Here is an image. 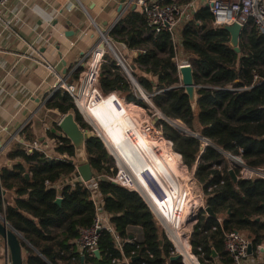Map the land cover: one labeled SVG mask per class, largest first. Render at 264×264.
Returning a JSON list of instances; mask_svg holds the SVG:
<instances>
[{
    "label": "trees",
    "instance_id": "obj_1",
    "mask_svg": "<svg viewBox=\"0 0 264 264\" xmlns=\"http://www.w3.org/2000/svg\"><path fill=\"white\" fill-rule=\"evenodd\" d=\"M191 2L179 0L178 5ZM179 25L177 45L174 34L166 30L152 33L143 13L129 9L110 29L108 39L113 45L123 44L130 52L139 53L133 58V75L157 111L220 149L206 146L201 152L200 139L159 122L163 136L172 142L185 165L190 170L195 168L194 179L201 187L204 203L215 215L210 217L200 211L190 238L192 250H201V261L211 260L215 254L213 261L217 264H233L224 250L227 233L235 231L251 240L254 250L264 242V178L241 179L239 168L227 157L238 158L252 169H264V37L249 22L241 30L236 53L229 45V33L214 25L205 4L197 5ZM177 60L188 61L194 72L198 93L194 114L180 87ZM73 76L76 79L78 71ZM120 82L122 89L128 86L115 57L106 50L100 67L101 90L112 93ZM44 107L61 116L73 110L78 125L93 132L67 92H55ZM88 112L112 144H119L134 124L112 109L108 124L92 108ZM140 114L147 127L144 111ZM106 127H110L112 136ZM53 130H58L56 124ZM23 135L26 144L37 140L30 126ZM46 137L55 145L53 155L65 156L67 160L47 159L40 152H29L24 144L8 155L11 164L0 169L1 188L13 196L10 200L0 196V213L25 240L19 241L25 264H126L124 260L127 264H180L171 260L172 244L141 196L109 180L115 171L110 170L101 141L93 135L86 142L88 163L96 182L91 191L70 183L78 173L69 162L74 157L69 141L53 131H47ZM168 157L170 168L177 170L174 156L167 154ZM229 170L235 173L237 182H233ZM175 182L178 187L188 186L187 180ZM193 194L196 198L195 189ZM92 195L100 199L114 234L105 228L100 231V260L87 250L79 252L75 244L79 230L92 226L95 220ZM57 196L62 199L60 205L54 202ZM116 240L121 243L120 248Z\"/></svg>",
    "mask_w": 264,
    "mask_h": 264
},
{
    "label": "built area",
    "instance_id": "obj_2",
    "mask_svg": "<svg viewBox=\"0 0 264 264\" xmlns=\"http://www.w3.org/2000/svg\"><path fill=\"white\" fill-rule=\"evenodd\" d=\"M161 1L165 0H137L136 4L134 3L145 16L148 27L154 34L166 30L173 35L181 20L188 13L193 12L197 6V0H192L190 4L185 6H179V0H167L165 4L161 3ZM7 2L8 0H0V8H3ZM205 5L213 15L215 26L221 27L222 25L237 23L243 29L248 26L249 22H252L257 32L264 37V0H207ZM107 41L116 52L115 45L109 40ZM104 43L101 38L100 42L90 51L88 66L80 81L78 92H71L65 87L63 82H60L47 99L57 91L67 92L71 96L84 122L92 128V134L101 141L107 152L110 170L112 172L115 171L113 176L109 177V180L141 196L150 211L155 215L156 221L162 228L164 235L172 244L173 256L179 255L180 264H217L213 261V258L201 261L198 255L201 250L199 248L197 252L192 250L190 238L198 225L200 211L205 212L206 207L203 192L194 179V169L190 170L185 165L182 156L174 150L172 142L161 133L159 127L161 116L154 109L150 96L143 92L136 79L134 81L131 78L133 69L126 66L123 62L125 67L121 63H117L122 69L123 77L127 81L128 86L109 94L102 92L100 67L106 48H100V45ZM107 51L110 52V50ZM141 53H144V51H141ZM187 64H189L188 61L177 60V70L180 66ZM79 69L80 65L76 64L74 72ZM89 89L93 91L92 96L86 95V91ZM103 101H110L111 109L116 114H121L130 122H134L131 126V131H125L117 145L112 144L110 139L99 131L89 116V109L101 104ZM148 109H151L153 114ZM141 110H144L145 114L150 116L151 123L147 127L141 121ZM153 122L156 123L154 124ZM53 132L57 133L58 130ZM159 140L163 141L162 146H156L155 143L159 142ZM24 146L29 152H40L50 160H67L65 156H54L53 153H47L42 143L38 140ZM54 148L55 145L53 143ZM167 154H173L174 159L179 162L180 166L190 175L191 180L194 182L198 193L196 207L190 195L187 196L185 202H182L180 198L182 191L176 185L174 168L166 166L165 157ZM237 159L229 157L233 164H237L241 179L250 180L253 176L264 178V169H252L247 167L240 159ZM69 162L75 166L74 157L70 158ZM70 183L77 185L81 189L91 191L96 187L94 178L89 182H83L79 175L74 177ZM57 188L59 189L60 187L57 186ZM91 202L94 204L97 213L92 226L79 230L75 244L80 252L87 250L92 253L97 248L99 233L103 228L113 234V230L100 207V199L96 195H92ZM221 220V218L218 219L219 222ZM116 244L120 248L121 243L118 240H116ZM224 250L231 258L233 264H263L264 262V248L261 245H257L255 250L252 249L251 240L235 231L225 235ZM124 262L128 263L127 260H124Z\"/></svg>",
    "mask_w": 264,
    "mask_h": 264
},
{
    "label": "crops",
    "instance_id": "obj_3",
    "mask_svg": "<svg viewBox=\"0 0 264 264\" xmlns=\"http://www.w3.org/2000/svg\"><path fill=\"white\" fill-rule=\"evenodd\" d=\"M206 1L197 0V5ZM136 2L8 0L0 8V169L11 164L8 155L15 147L26 144L23 131L27 126L44 150L53 153L46 132L54 131L53 124L61 115L45 109L47 97L60 82L71 92H78L89 53L100 42L101 33L108 32ZM134 9L139 11L136 5ZM117 45L122 48V62L134 66V52ZM76 64L80 69L75 79ZM110 105L105 101L92 107L107 124L113 116ZM106 129L112 136L110 127ZM0 264H10L4 244H0Z\"/></svg>",
    "mask_w": 264,
    "mask_h": 264
},
{
    "label": "water",
    "instance_id": "obj_4",
    "mask_svg": "<svg viewBox=\"0 0 264 264\" xmlns=\"http://www.w3.org/2000/svg\"><path fill=\"white\" fill-rule=\"evenodd\" d=\"M134 8H135V4H132V9ZM221 29L229 33L230 35L229 45L236 53H239L238 42H239V36H240L241 30H242L241 26L238 25L237 23H234L231 25H222ZM105 36L107 37V32L101 33V38L104 40L105 43L101 44L100 48H107L108 50H110L111 54L115 57L117 63L119 64L121 63L124 66L121 59L116 54L115 50L112 48V45L107 41V38H105ZM133 55L137 57L139 53L134 52ZM177 72H178V77L180 80V87L183 89V94L187 96L189 106L191 108L192 113L194 114L196 111V106H197L198 93H197V87L194 82L193 69L190 66V64H187V65L180 66ZM131 78L135 81V78L133 77V75H131ZM122 87H123V83L120 82L116 85V90H119ZM157 112L161 116L160 120L177 128L182 133L189 134V135H192L200 139L201 140V147H200L201 152L205 149L206 146H212L220 151L219 148L212 145L208 140L200 137L199 135L195 133H192L184 129L181 126V124H178L176 121L166 118L159 111ZM153 123L155 124L156 122H153ZM56 127L58 129V132L56 133V135L58 137L67 139L70 143V146L73 148L75 166H76L78 175L80 176L83 182H89L90 180H92L93 174L90 169V165L88 163V157H87V152H86V142L93 137V134L87 130H83L78 125V123L76 122L75 113L73 110H70L66 114L62 115L59 121L56 123ZM227 157L229 159V156ZM194 171H195V168H194ZM229 174L233 182H237V176L232 170H229ZM25 177L28 178L29 177L28 174H25ZM4 195H5V191L2 190L1 185H0V196L3 197ZM61 201L62 199L60 197H56L54 202L55 204L60 205ZM205 212L210 217H215L212 210L207 206L205 207ZM152 216L156 220V217L153 213H152ZM0 238L3 240L4 245L6 247L10 264H25L24 263V253L20 247V242H19L20 240L25 242V240L19 233H17L8 224V222L3 217H0ZM92 254L97 260L101 259L100 252L97 248L92 251ZM215 257H216L215 254H213L212 258L215 259ZM171 260L179 261V255L173 256Z\"/></svg>",
    "mask_w": 264,
    "mask_h": 264
},
{
    "label": "bare ground",
    "instance_id": "obj_5",
    "mask_svg": "<svg viewBox=\"0 0 264 264\" xmlns=\"http://www.w3.org/2000/svg\"><path fill=\"white\" fill-rule=\"evenodd\" d=\"M107 43V42H106ZM91 89H89V90H87L86 91V95L87 96H92L91 95ZM104 102L105 101H103L101 104H104ZM101 104H99V105H97V106H95V107H98V106H100ZM129 104V103H128ZM142 111H144V110H142ZM145 113V112H144ZM92 117V116H91ZM145 117H146V119H147V121H148V126L150 125V116L149 115H146L145 114ZM156 117V116H155ZM93 118V117H92ZM94 119V118H93ZM94 121L96 122V120L94 119ZM97 123V122H96ZM97 126V128L100 130V128H99V126H98V124L96 125ZM101 131V133L102 134H104V132H102V130H100ZM105 135V134H104ZM105 137V136H104ZM158 143H161V144H158ZM156 144V146H162L163 145V141L162 140H159V142H156L155 143ZM123 155H124V153H122ZM173 155V154H172ZM165 160H166V162H167V164H166V166L168 167V168H170L171 167V160H170V158L168 157V158H166L165 157ZM177 163H178V168H177V170H174L175 171V180H177V181H180V183L181 182H183L184 180H187V184H188V186H183V187H180V190L182 191L181 193H180V198H181V200H182V202H185V200L187 199V196L188 195H190V197L192 198V200H193V204L195 205V207L197 206V203H198V193H197V190L195 189V185H194V182L191 180V177H190V175L188 174V177H184V176H182V174L181 173H183V172H185V170H183V168L180 166V164H179V162L177 161ZM195 189V191H196V198L194 197V194H193V190Z\"/></svg>",
    "mask_w": 264,
    "mask_h": 264
},
{
    "label": "rangeland",
    "instance_id": "obj_6",
    "mask_svg": "<svg viewBox=\"0 0 264 264\" xmlns=\"http://www.w3.org/2000/svg\"><path fill=\"white\" fill-rule=\"evenodd\" d=\"M180 29H181V25H179V26H177V28L175 29V31H174V38L176 39L175 40V43H177V45L179 44V33H180ZM105 38H107V40H109L108 39V36L106 37L105 36ZM116 48H117V50H116V54L119 56V58H120V52H122V48L120 47V46H116ZM106 50H108L107 48H106ZM120 51V52H119ZM180 53V52H179ZM179 58H182L180 55L178 56ZM184 58V57H183ZM116 60V59H115ZM117 62V61H116ZM133 66H131V68H132ZM132 75H133V73H132ZM133 77L135 78V76L133 75ZM130 104V103H129ZM92 108V107H91ZM149 110V112H151V114H153V111L151 110V109H148ZM145 112V111H144ZM90 116V115H89ZM90 118L94 121V119L90 116ZM178 124H181L179 121L177 122ZM94 124H96L97 125V123L94 121ZM100 131V130H99ZM101 132V131H100ZM103 132V131H102ZM105 133V132H104ZM238 160V159H237ZM234 165L237 167V164H235L234 163ZM182 174V176H184V177H188V174L186 173V171L185 172H183V173H181ZM6 195V194H5ZM3 196V197H7L8 196V200H10L13 196H12V194L11 193H8L6 196ZM104 215V214H103ZM105 216V215H104ZM0 217H3L4 218V216H3V214L2 213H0ZM106 217V216H105ZM107 218V217H106ZM244 234V233H243ZM244 235H246V234H244ZM0 244H4V242H3V240L0 238ZM5 246V245H4ZM263 248H264V242L262 243V245H261ZM260 259V258H259ZM24 261H25V255H24Z\"/></svg>",
    "mask_w": 264,
    "mask_h": 264
}]
</instances>
